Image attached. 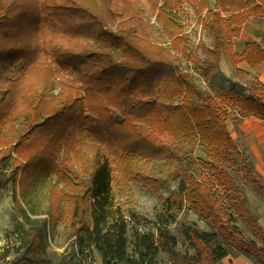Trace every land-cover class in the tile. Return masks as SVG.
<instances>
[{
	"label": "trees",
	"instance_id": "trees-1",
	"mask_svg": "<svg viewBox=\"0 0 264 264\" xmlns=\"http://www.w3.org/2000/svg\"><path fill=\"white\" fill-rule=\"evenodd\" d=\"M186 2L210 47L200 42L190 50L182 23ZM252 18H264V0H0V197L12 168L24 220L15 229L17 256L7 261L8 248L0 264H50L49 238L63 221L75 241L57 264H81L77 251L85 250L97 252L104 264H164L162 253L167 264H223L241 254L264 264V227L243 190L234 185L236 205L257 241L236 225L214 187L193 172L191 153L180 147L186 142L201 149L209 161L200 163L220 174L226 161L239 158L247 183L264 199V177L227 123L231 108L264 120V83L240 67L264 64V35L242 53L234 48ZM201 51L206 59L194 71L206 84L224 77L225 58L250 77L246 85L234 84L218 97L202 90L180 62L196 64ZM161 153L172 160L163 173L182 182L167 198L168 210L188 207L216 229L183 227L195 255L178 250L166 213L158 215L157 235L134 234L137 255L129 253V223L115 187L128 192L127 184L141 180ZM23 168L20 182H34L18 195ZM42 182L50 195L48 218H34L40 214L20 198Z\"/></svg>",
	"mask_w": 264,
	"mask_h": 264
},
{
	"label": "rangeland",
	"instance_id": "rangeland-1",
	"mask_svg": "<svg viewBox=\"0 0 264 264\" xmlns=\"http://www.w3.org/2000/svg\"><path fill=\"white\" fill-rule=\"evenodd\" d=\"M151 21L156 26L157 35L161 37L163 42L169 44L167 38L163 35L161 26L157 24L155 18H151ZM182 23L185 26V33L190 40V50L192 52H195L200 42H203L208 47L211 46L212 40L200 24L199 17L195 14L189 2L184 3L182 7ZM205 59L206 55L204 51H201L196 64L186 62L184 59H180V62L184 70L194 75L199 87L215 97H218L221 92H226L235 87L234 84H239L240 86H237V88L241 89V86L246 85L250 75L251 77L259 78L257 70L254 69H250L251 73H249V76L238 73L231 67L227 59L224 58L221 64L224 77H216L211 84H206L202 76L194 71L195 66H200ZM58 92L59 87L56 84L54 94ZM231 112L232 114L227 119V123L233 138L238 143L240 150L249 154L257 171L264 177V120L256 117L244 118L236 108H231ZM21 123L15 126L16 130L21 129ZM180 147L191 153V159L194 163L193 172L201 176L203 181L214 187V191L217 192L226 204L227 213L233 216L236 225L241 228L246 236L257 241L254 232L238 211L235 201L236 193L234 185L239 186L243 190L249 208L263 227L264 199L255 187L247 183L240 159L234 157L226 161L223 165L225 173L220 174L217 171L211 172L200 163L201 161H209L201 149L195 148L186 142L182 143ZM160 156L162 160L157 161L153 168L141 180L130 181L127 184L128 192L121 194L118 187H115L116 204L123 209L129 223V253L132 256L137 255L132 244L134 234L137 232L141 234L153 232L157 235V223L161 221L158 215L166 213L170 222L169 228L178 241V250L188 255H195V249L183 234V227L195 223V226L206 232H214L216 229L210 223L202 220L198 215L190 211L188 207H172V211L168 210L167 198L182 188V182L180 179L173 178L171 173H163L164 164L172 161L170 154L161 153ZM181 162L184 164L185 160L181 158ZM22 163L24 165L26 164L24 168L28 166L26 161H22ZM24 168L18 173V195L21 190L32 186L34 182L31 178L20 182ZM8 175L11 181L0 197V255L8 248L11 249V255L7 258V261H10L17 256L16 248L19 245L18 235L15 232L16 225L22 223L24 220L23 215L18 210L19 207L14 195V172L12 168L8 170ZM20 199L23 207L25 206L27 208L26 205L29 203L28 208L31 206L32 210L40 214L33 216L34 218H48L47 210L50 204V195L46 190L45 182L40 183L35 188L29 189L27 194ZM169 214L172 217H169ZM134 216H138L141 219H137ZM50 237L48 260L50 264H57L71 243L75 241V238L71 239L69 237V231L65 221L58 224L55 234H51ZM95 256L101 261L97 253ZM238 256L229 257L236 258ZM245 257L252 260L254 264H257L253 259L246 255ZM168 258L167 255L162 253L159 260L167 264L169 262Z\"/></svg>",
	"mask_w": 264,
	"mask_h": 264
},
{
	"label": "crops",
	"instance_id": "crops-1",
	"mask_svg": "<svg viewBox=\"0 0 264 264\" xmlns=\"http://www.w3.org/2000/svg\"><path fill=\"white\" fill-rule=\"evenodd\" d=\"M263 35H264V18H252L244 27L240 38L234 41L235 51L237 53H242L246 48L247 44L253 42H261L263 39ZM240 67L248 71H250L251 69L244 63L240 64ZM254 70H257L260 81L264 83V64ZM223 264H254V262L246 258L245 255H239L236 258H232V257L225 258L223 260Z\"/></svg>",
	"mask_w": 264,
	"mask_h": 264
},
{
	"label": "built area",
	"instance_id": "built-area-1",
	"mask_svg": "<svg viewBox=\"0 0 264 264\" xmlns=\"http://www.w3.org/2000/svg\"><path fill=\"white\" fill-rule=\"evenodd\" d=\"M77 252H78V259H79L78 261L81 264H104L102 260L101 261L98 260V258L95 256V254L97 253L95 251L92 252L91 250H85L83 253L79 251ZM168 264H173V263H168Z\"/></svg>",
	"mask_w": 264,
	"mask_h": 264
}]
</instances>
